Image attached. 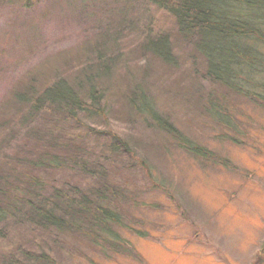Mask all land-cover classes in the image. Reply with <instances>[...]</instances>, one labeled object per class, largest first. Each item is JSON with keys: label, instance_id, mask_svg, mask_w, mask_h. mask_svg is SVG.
Here are the masks:
<instances>
[{"label": "rangeland", "instance_id": "1", "mask_svg": "<svg viewBox=\"0 0 264 264\" xmlns=\"http://www.w3.org/2000/svg\"><path fill=\"white\" fill-rule=\"evenodd\" d=\"M164 37L169 62L148 46ZM99 58L112 62L100 84L102 115L21 119L12 93L30 73L41 84L73 81ZM139 85L199 155L130 104ZM199 90L219 100L227 121L204 109ZM252 102L209 79L193 42L148 0H0V140L8 136L0 167L26 176L38 169L43 197L77 206L83 193L86 207L119 220L96 225L73 213L79 225L43 229L22 209L0 225V264H264V107ZM107 131L132 152L113 153ZM28 137L61 164L34 163Z\"/></svg>", "mask_w": 264, "mask_h": 264}, {"label": "trees", "instance_id": "2", "mask_svg": "<svg viewBox=\"0 0 264 264\" xmlns=\"http://www.w3.org/2000/svg\"><path fill=\"white\" fill-rule=\"evenodd\" d=\"M27 1L30 0H25ZM148 1L167 11L173 17L178 33L193 42L195 50L204 61L205 74L209 79L247 100H253V104L264 107V0ZM158 41L149 43L151 52L166 62L172 61V48L166 37ZM111 63L99 58L94 65L85 66L84 70L79 69L73 81L62 75L41 84L38 74L30 73L12 93L13 102L19 104L21 107L17 106L24 111L19 116L29 121L40 113H46L66 121H80V115L84 113L98 112L102 115L100 112L103 109L104 89L100 84L111 72ZM197 97L203 102L206 100L205 110L213 111V116L227 121V114L217 104L219 100L211 97L210 92L199 90ZM128 100L139 114H150L157 123V128L178 146L192 154L199 155L202 152V147L159 114L140 85L131 92ZM105 134L113 153L132 152L128 142L118 134L112 131ZM35 137H28V140H32L31 144L38 147L28 153L29 156L37 155L33 162L44 163L46 170L48 167L60 165L59 156L47 152V147L41 148L42 144ZM7 139L8 136L0 142L6 143ZM10 140L11 137L8 142ZM18 153L15 159L24 160L19 159ZM32 171L35 174L17 175L0 167V225L13 215L18 216L22 209H26L23 214H27L29 220L43 229H62L78 224L75 221L77 219L78 222L81 216L76 218L73 213L81 214L83 218H88L83 221L96 225L119 223L118 217L107 209L86 207L90 200L83 193L76 203L77 206L66 200H58L57 197L54 201L43 197L37 189L46 181L41 179L38 169ZM22 178L28 180L23 181ZM62 204L67 209L63 215L57 211ZM67 212H71L70 220L64 218ZM0 234L4 236L3 231ZM13 264L23 263L18 260Z\"/></svg>", "mask_w": 264, "mask_h": 264}]
</instances>
